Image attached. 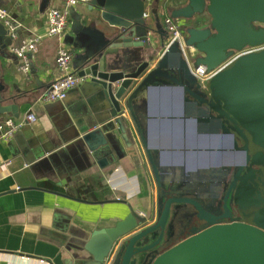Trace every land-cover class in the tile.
<instances>
[{
    "label": "water",
    "instance_id": "1",
    "mask_svg": "<svg viewBox=\"0 0 264 264\" xmlns=\"http://www.w3.org/2000/svg\"><path fill=\"white\" fill-rule=\"evenodd\" d=\"M171 4L173 8H166L174 20L183 22L189 57L178 42L169 44L170 35L156 9L151 12L156 28L150 26L144 0H93L86 22L75 17L74 37H68L76 52L75 72L89 78L90 92L98 91L109 108V119L101 127L103 142L115 145L112 132L118 129L131 148L123 114H130L140 128L138 116L144 119L146 100L166 88L165 81L177 82L178 77L176 84L190 91L199 109L198 124L208 121L213 124L210 131L229 135L241 161L229 177L223 176L217 197L170 194L159 201L155 223L148 225L150 215L130 212L114 227L94 231L76 249L98 264H264V0H171ZM200 17L207 22L194 26ZM13 39L0 21V116L18 111L7 105L14 98L8 97L4 81L3 62ZM248 49L256 51L245 53ZM202 67L214 72L205 86L193 73ZM139 135L160 184V168L147 148L145 127ZM91 136L83 138L89 147ZM10 143L14 147L16 141ZM42 152L27 162L54 159H43L48 153ZM175 234L177 242L168 244ZM72 258L66 264H73Z\"/></svg>",
    "mask_w": 264,
    "mask_h": 264
},
{
    "label": "crops",
    "instance_id": "2",
    "mask_svg": "<svg viewBox=\"0 0 264 264\" xmlns=\"http://www.w3.org/2000/svg\"><path fill=\"white\" fill-rule=\"evenodd\" d=\"M63 5L64 0L0 1V7L9 12L17 25V37L8 49L9 56L3 66L8 97L14 98L7 105L18 107L16 115L0 116V121L13 119L24 124L10 140L0 139V264H66L69 257H73V264H98L76 247L89 239L94 231L114 227L130 212L138 216L141 213L150 215L148 225L155 223L159 201L170 196H164L161 188L163 182H172L169 175L161 173L166 166L188 164L191 172L188 169L185 178L181 175L177 180L187 183L199 182L197 168L200 165L226 167L240 162L237 158L241 156L235 151L229 135L212 132L198 124L199 109L196 105H188L193 102L190 91L176 84L181 80L178 77H175L177 82L165 81L162 86L166 88L152 92L146 100L144 119L137 115L140 128L126 113V128L133 143L131 148L122 140L118 129L112 132L116 144H104L101 127L109 119V108L98 91L90 92L89 78L72 90L65 101L41 103V97L58 77L56 57L59 48L67 46L76 53L69 45L68 37H74L72 25L76 16L86 22L90 5L73 9L65 39H41L38 52L32 57L29 78L20 71V62L13 51L36 36H44L49 11L61 9ZM167 6L173 8L171 0H158L154 7L164 28L165 18L171 17ZM200 19L193 22L194 26L201 27L199 20L207 22ZM176 22L183 29V22ZM156 24L151 13L150 26L155 29ZM159 38L154 40L157 44ZM164 53L161 51L154 63L160 61ZM185 57H189L187 49ZM73 69L75 72L74 61ZM175 91L181 93L182 100L179 103L175 97L176 102L172 104L174 101L170 97ZM29 115H34L37 121L26 124ZM144 127L147 148L160 168V184L139 135V129ZM90 134L92 147L83 142L85 135ZM186 135L192 137L186 138ZM201 135L204 140L198 142L195 136ZM12 140L16 141L14 147L10 143ZM42 151L48 153L43 159H54L38 160L35 164L27 162ZM174 151L182 152L178 156L181 159L170 156ZM210 153L211 162L207 158ZM229 155H235L232 157L236 159L227 160L225 156ZM222 177L210 176L203 180H215L220 184ZM176 236H169L168 244L171 240L177 242ZM75 255L81 258L74 259Z\"/></svg>",
    "mask_w": 264,
    "mask_h": 264
},
{
    "label": "built area",
    "instance_id": "3",
    "mask_svg": "<svg viewBox=\"0 0 264 264\" xmlns=\"http://www.w3.org/2000/svg\"><path fill=\"white\" fill-rule=\"evenodd\" d=\"M93 0H64L63 8L51 9L47 17V32L44 36H36L30 41L14 48V54L20 62V71L26 75L31 76L32 72V57L38 52V45L42 38H57L63 39L66 36V32L69 27V18L71 10L75 9L79 5H90ZM158 0H144L147 8L145 17L151 16V12L155 7ZM0 21L4 23L11 31L12 36L16 39L17 25L12 21L9 12L0 7ZM164 25L167 32L170 35L169 44L178 42L181 50L186 56V48L184 46V32L182 26L176 22L172 17L168 16L164 20ZM65 39V38H64ZM256 50L248 49L245 53H251ZM75 54L67 46H62L58 50L56 57V65L58 68V77L53 81L48 91L41 97L40 102L43 104H53L57 102H63L67 99L69 93L79 87L86 78H80L73 69V61ZM198 78L200 84L205 86L209 79L214 75L213 73H207L205 68L193 71ZM123 114V116H125ZM37 121L34 115H29L26 119V124H33ZM24 126V124H18L13 119H7L0 121V139L8 141L13 138ZM9 165V164H8ZM140 217H145L143 213Z\"/></svg>",
    "mask_w": 264,
    "mask_h": 264
},
{
    "label": "rangeland",
    "instance_id": "4",
    "mask_svg": "<svg viewBox=\"0 0 264 264\" xmlns=\"http://www.w3.org/2000/svg\"><path fill=\"white\" fill-rule=\"evenodd\" d=\"M185 36V35H184ZM174 96V97H173ZM172 97H170V100L174 101L175 97H177V101L180 103L182 100V95L180 92L175 91ZM176 101H174L175 104ZM189 106H194V103H188ZM189 121V120H188ZM183 122V121H182ZM203 124V128L204 129H210L211 127H213V124L210 122H203L201 123ZM212 124V125H211ZM203 130V129H202ZM192 136L186 135V138H191ZM195 138L197 139L198 142H202L204 140V137L201 136H195ZM227 153V152H226ZM180 154H182V152L180 151H174L172 153H170V156H172L173 159H176ZM211 155H209L207 158L209 159V161L211 162V160H213L212 158V153H210ZM235 156V155H232ZM232 156H225L227 160L229 159H236V157H232ZM178 159H181L178 157ZM237 160L241 161V157L237 158ZM211 165V164H210ZM232 165V164H230ZM226 166V167H222V166H216V165H211V167H204L202 165H200L197 170L200 173V177H199V182H177V180L179 179V177L182 175V178H185V172L192 170V168L188 165V164H177L176 166L174 165H169L166 166L161 173L166 175H169L170 179L172 182L170 183H166L163 182V184L161 185V188L163 190V192L165 194H194L200 198L203 199H209V198H215L220 194V191L218 190V182L214 181H208L205 182V180H203L204 177H210V176H224V177H229L231 175V168H233L234 166ZM188 171V172H189ZM191 172V171H190ZM222 177V178H224ZM165 180V179H164ZM204 181V182H203ZM161 183V181H160ZM216 195V196H215Z\"/></svg>",
    "mask_w": 264,
    "mask_h": 264
},
{
    "label": "trees",
    "instance_id": "5",
    "mask_svg": "<svg viewBox=\"0 0 264 264\" xmlns=\"http://www.w3.org/2000/svg\"><path fill=\"white\" fill-rule=\"evenodd\" d=\"M202 18H203V20H204L205 17H202ZM199 24H200V26H201V24H203V23H199ZM48 188H49V189H52V190H55V188H53L52 186H50V187L48 186ZM48 188H47V189H48ZM57 190H60V191L64 192L62 189H57Z\"/></svg>",
    "mask_w": 264,
    "mask_h": 264
},
{
    "label": "bare ground",
    "instance_id": "6",
    "mask_svg": "<svg viewBox=\"0 0 264 264\" xmlns=\"http://www.w3.org/2000/svg\"><path fill=\"white\" fill-rule=\"evenodd\" d=\"M194 73V72H193ZM195 75V74H194ZM196 76V75H195Z\"/></svg>",
    "mask_w": 264,
    "mask_h": 264
}]
</instances>
